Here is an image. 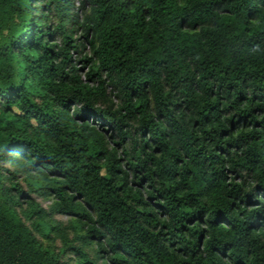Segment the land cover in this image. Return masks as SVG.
Segmentation results:
<instances>
[{"label":"clouds","instance_id":"clouds-1","mask_svg":"<svg viewBox=\"0 0 264 264\" xmlns=\"http://www.w3.org/2000/svg\"><path fill=\"white\" fill-rule=\"evenodd\" d=\"M0 264H264V0H0Z\"/></svg>","mask_w":264,"mask_h":264}]
</instances>
